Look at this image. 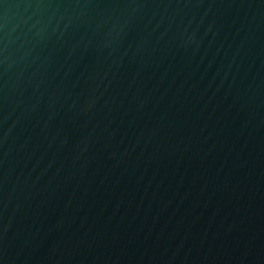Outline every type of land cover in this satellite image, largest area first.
I'll return each mask as SVG.
<instances>
[{
  "label": "water",
  "instance_id": "1",
  "mask_svg": "<svg viewBox=\"0 0 264 264\" xmlns=\"http://www.w3.org/2000/svg\"><path fill=\"white\" fill-rule=\"evenodd\" d=\"M0 264H264V0H0Z\"/></svg>",
  "mask_w": 264,
  "mask_h": 264
}]
</instances>
